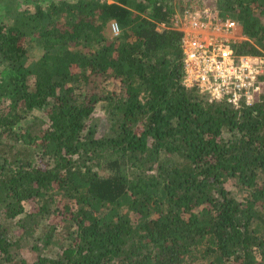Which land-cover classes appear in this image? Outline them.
I'll return each instance as SVG.
<instances>
[{
    "label": "trees",
    "instance_id": "trees-1",
    "mask_svg": "<svg viewBox=\"0 0 264 264\" xmlns=\"http://www.w3.org/2000/svg\"><path fill=\"white\" fill-rule=\"evenodd\" d=\"M204 1L60 0L0 23V264H264V95L184 85L172 20ZM210 4L246 38L236 56L264 52V0Z\"/></svg>",
    "mask_w": 264,
    "mask_h": 264
},
{
    "label": "built area",
    "instance_id": "built-area-1",
    "mask_svg": "<svg viewBox=\"0 0 264 264\" xmlns=\"http://www.w3.org/2000/svg\"><path fill=\"white\" fill-rule=\"evenodd\" d=\"M238 26L235 20L221 19L208 7L185 10L172 20V28L182 34L184 85L197 88L209 101L226 100L233 106L244 101L249 105L261 92L258 81H264V73L256 65L257 59L236 56L232 50L233 43L246 40ZM111 30L113 35L119 33L116 24Z\"/></svg>",
    "mask_w": 264,
    "mask_h": 264
},
{
    "label": "rangeland",
    "instance_id": "rangeland-1",
    "mask_svg": "<svg viewBox=\"0 0 264 264\" xmlns=\"http://www.w3.org/2000/svg\"><path fill=\"white\" fill-rule=\"evenodd\" d=\"M60 0H0V23H3V22H10L14 19H16L17 17L21 16V15H24V16H31L32 13H34L35 11V8L37 6H41V7H45L48 3H52V2H55V3H58ZM66 1H71V2H74L76 0H66ZM102 1H105L107 3H112V0H102ZM205 5L206 7L212 9L213 6L210 4L211 3V0H205ZM212 6V7H211ZM214 9V8H213ZM241 40H239V42H241ZM41 48L35 46L33 43L32 44H29L28 45V53H27V59H26V64L27 66L28 65H32L40 56H41ZM259 56L261 57H264V52L260 55H256V56H243V57H254V59L256 58L257 59V63L256 65L260 68L259 70L261 72L264 73V70H261V69H264V60L261 59ZM260 72V73H261ZM261 79H259V84L261 86V92L260 94L261 95H264V81H260ZM112 88V86H109L107 89H110ZM205 95V94H203ZM208 98L207 95H205ZM104 109L103 107L100 105L98 108H97V111H96V114L99 115L100 117H104ZM101 113H102V116H101ZM95 114V115H96ZM34 116L36 117H39L40 119H43L45 120V117L43 116V113L41 112H34ZM31 120L27 121V125L30 123ZM24 125H25V122H24ZM18 129V127L16 128ZM232 194L235 196V197H240L238 196V192L235 191L234 189L230 188ZM29 206H31V204H29ZM29 209L32 208V207H28ZM134 215H131V219L132 220H135L134 219ZM28 244H23L22 242L19 241V244H20V247L17 249L16 248V253L19 254L20 256H22L24 259H28L31 255V248H32V244L33 242H27ZM34 251V250H33Z\"/></svg>",
    "mask_w": 264,
    "mask_h": 264
}]
</instances>
